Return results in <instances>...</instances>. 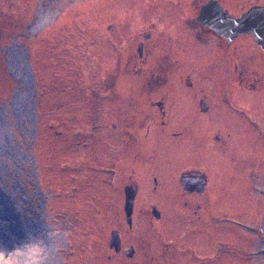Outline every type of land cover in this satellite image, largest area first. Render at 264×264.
<instances>
[{"label": "rangeland", "instance_id": "1", "mask_svg": "<svg viewBox=\"0 0 264 264\" xmlns=\"http://www.w3.org/2000/svg\"><path fill=\"white\" fill-rule=\"evenodd\" d=\"M193 1L0 0V264H197L182 256L185 245L166 250L165 243L188 247L195 238L181 236L183 218L197 220L182 202L172 205V218L164 216L159 231L147 215L136 218L138 227L124 242H137L132 259L125 249L109 248L123 205L115 161L126 151L133 156L121 128L138 127L148 112L134 90L156 86L150 90L158 99L159 85L182 86L184 69L210 104L204 117L195 113L198 120L188 123L173 115L174 127L191 132L190 159L198 167L210 164L213 195L216 190L210 212L208 194L195 197L203 206L199 264H264V78L258 89L234 88L241 78L224 73L216 44L196 39ZM152 28L158 44L137 64L129 56H137L142 32ZM239 46L251 57L256 52L250 39ZM163 58L173 75L145 71ZM226 84L236 92L228 98L233 106L221 103ZM199 138L211 139L213 156H200ZM146 191L158 194L151 184Z\"/></svg>", "mask_w": 264, "mask_h": 264}, {"label": "flooded vegetation", "instance_id": "2", "mask_svg": "<svg viewBox=\"0 0 264 264\" xmlns=\"http://www.w3.org/2000/svg\"><path fill=\"white\" fill-rule=\"evenodd\" d=\"M245 1L252 0H194V15L190 17V20L192 21L191 24L197 30L196 39L199 44H207L209 42L216 44L217 49L220 51L221 60L219 63L222 67H225V70H223L224 73H227L229 76L230 73L232 74L234 72L235 75H238H236L237 77L241 78L238 85H233L234 88L240 90L241 87H244L254 90L258 89L257 83L261 82L264 78V47L257 44L252 34L238 33L232 36L223 35L211 25V22H209V13L212 10V15L214 12L217 13L218 18L222 21L223 19H240L250 9L254 7H264V0H253L248 5H246ZM220 24H222V22ZM154 35L153 28L148 32H142L136 48L137 56L130 55V60L136 57L137 59L135 60L137 63V61L139 62L143 59H147V53L150 51L152 52L154 46L158 44ZM202 36L206 37L203 39ZM249 39L254 43L256 48L253 57L244 54L243 47L239 46L240 41ZM215 40L217 41L216 43ZM192 49L194 50V48H190V50ZM244 55L248 56V58L243 59ZM251 59L252 61L249 63ZM164 61L165 58H163V60L159 59L155 66H150L145 71L148 74H152V76L157 75L158 77H162V79L173 75V68H169L170 64L164 65ZM191 63L193 64V61ZM216 65H218V63ZM260 65L262 66L261 69H259ZM213 70L215 71L216 69L213 68ZM184 71L187 72L183 73L182 86L173 84L167 86L164 84L159 85L161 91L159 90L158 99H155L153 94V96L151 95L153 91L150 90V88L152 90L156 89V86H136V90H134V92L137 93L136 101L141 102L142 106L140 108H145L148 112H146V116L142 119L138 127L129 123L126 126L123 125L121 128V137L126 144L125 148L130 150L133 156L130 158V155L126 151L124 156L118 157L119 159L115 161V164L118 165L112 176L114 180L116 178L115 186L118 189L119 195L122 196L123 205L122 208L120 206L118 209V217H120L119 228L112 230V233L116 232L118 234L119 251L116 252L115 248H111V239L109 248L112 249L114 253H122L125 249L124 251L130 259H132L136 251H138L137 242L135 241V243L129 246L126 245L127 242L124 243L125 235L128 232L132 233L134 229L138 227L136 225V218L140 217V215H147L150 218L149 223L151 230L155 229L159 231L163 226V217L166 216V220L168 221L172 218V215H170V211L174 209L172 205H179L180 202H182L184 207L190 209L187 211H193L192 216H196L197 220L186 215L183 221H188L187 228H184L181 231L182 235H180L196 238L202 230L198 221L202 219L203 206L199 204L201 200L198 202L199 200L196 201L195 197H202L203 194L207 193L206 210L209 208L208 212H210L211 207L215 208L217 201L216 190L213 195L208 178V172L211 171L210 164L208 166L209 168L205 165L202 167H200V165L198 167L196 163L197 159H190L191 155H189L190 151L188 148L193 147V145L187 141L188 137L191 136V132L186 125L185 127L183 125L182 128L174 127L173 125L175 123L173 115L183 114V117H180L182 122L187 121L188 123L189 120H198L195 113L202 118L204 117L203 114L210 111V104L207 96L201 97L198 95V87L191 82L192 73H188L187 69H184ZM190 71L192 72L191 69ZM220 73L221 75L223 74L221 71ZM159 86L157 88H159ZM220 86V89L222 88L220 93H223L221 95V98L223 97L221 103L233 106L228 98H232L236 92L230 90L227 84ZM233 86H231V89ZM181 87L185 89L182 90ZM123 88L127 89L124 90L125 93L129 92V87L122 86L120 89ZM182 92L187 93L190 99L193 93L196 99L194 101L183 100L186 98L183 97ZM198 98H200L199 101ZM136 101L131 100L129 103L135 105ZM243 116L246 122L249 123V118L251 120L250 114L247 112V114ZM176 119L179 120L178 117ZM252 121L256 123L254 120ZM120 124L121 123L118 124V122L115 121L114 127L118 129ZM171 126L172 128L174 127L175 130H180L173 132L171 131L172 129L170 130ZM158 130L161 131V133L158 134ZM214 137L215 140L220 138L219 135ZM199 140H201V138H199ZM199 140H197V142ZM207 140L208 138H205L203 141L201 140L203 142L202 147L196 148L197 151H200V156L204 154L209 155V157L213 156L214 149L211 148L213 144L211 143V139L210 144L206 143ZM135 141H137V143ZM192 152L199 154L195 151ZM119 153H121V151ZM171 173L175 174L173 175ZM121 174L127 175V177L125 178ZM148 184L153 185L154 191L158 193L157 195L153 197L148 195L146 191ZM170 185L172 186V190L169 189ZM127 200H133V212L130 221L125 211ZM192 207L195 208L192 209ZM178 211L177 219L180 221L182 220L180 208H178ZM242 227L249 231L250 226L244 225ZM195 238L193 242L188 243V247L186 244H182L181 240H179L178 246L170 242L165 243L167 246L166 250L179 251L180 247L185 245L186 248L181 251L182 256H191L192 259L199 264V262H201L200 252L197 248V243L199 241ZM163 243L162 241L161 244ZM208 259L211 258L209 257Z\"/></svg>", "mask_w": 264, "mask_h": 264}, {"label": "water", "instance_id": "3", "mask_svg": "<svg viewBox=\"0 0 264 264\" xmlns=\"http://www.w3.org/2000/svg\"><path fill=\"white\" fill-rule=\"evenodd\" d=\"M207 13V12H206ZM213 10L209 13V22L223 35H237L238 33L252 34L257 44L264 47V7H254L245 13L240 19H223L218 18L217 13ZM222 22V24H220ZM125 211L130 218L133 212V200L126 202ZM116 232L112 233L110 246L119 251V240Z\"/></svg>", "mask_w": 264, "mask_h": 264}]
</instances>
